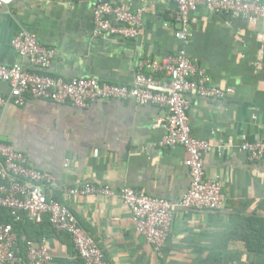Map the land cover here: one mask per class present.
Wrapping results in <instances>:
<instances>
[{
    "label": "crops",
    "instance_id": "0c3cea01",
    "mask_svg": "<svg viewBox=\"0 0 264 264\" xmlns=\"http://www.w3.org/2000/svg\"><path fill=\"white\" fill-rule=\"evenodd\" d=\"M93 2L13 0L0 7V63L36 69L10 44L26 30L55 49L51 75L130 85L138 61L159 63L180 49L173 4L149 0L138 37L113 38L94 34ZM129 2L133 9L139 4ZM190 31L188 54L226 90L222 98L187 95L191 134L211 145L204 156L206 177L222 181L225 203L219 210L175 208L160 252L136 232L116 195L69 196L66 190L85 183L115 191L130 186L181 200L190 183L187 154L181 146L157 145L161 108L102 99L87 108L35 98L0 105V142L51 173L48 191L68 205L111 264H264V157L251 161L240 149L242 142L264 137V22L199 7ZM9 93L8 83L0 81V96ZM29 223L14 232L44 238L54 264H82L68 235Z\"/></svg>",
    "mask_w": 264,
    "mask_h": 264
},
{
    "label": "built area",
    "instance_id": "2783aa9c",
    "mask_svg": "<svg viewBox=\"0 0 264 264\" xmlns=\"http://www.w3.org/2000/svg\"><path fill=\"white\" fill-rule=\"evenodd\" d=\"M149 0H137L133 9L129 0H94V34L113 38H137L142 28V12ZM175 6L173 36L181 47L176 54L159 63L142 59L138 61L130 85L102 82L94 77L64 79L48 73L56 51L42 44L33 33L19 30L10 40L13 49L28 61L35 70L24 68L21 62L0 63V81L8 83L7 98L0 96V105H23L28 98L49 99L56 103H69L87 108L94 100H132L137 104L156 105L163 110L155 122L162 130L157 142L160 147L181 146L186 152V166L190 183L181 200L150 196L143 190L124 186L113 190L110 186L85 183L70 187L69 196L100 194L116 195L127 206L130 218L140 234L155 250L160 252L170 232L175 208L219 210L225 196L222 181L208 178L204 169V156L210 142L191 134L187 110V95L222 98L225 91L214 85L207 72L187 51L191 37L192 14L199 7L214 12H226L251 21L264 22V0H153ZM13 0H0V7ZM154 73H148L144 67ZM240 149L251 161L264 157V137L256 142H242ZM53 183L50 172L38 169L26 154L13 145L0 142V213L11 217L10 222L0 221V264H54L44 238L39 241L22 237L23 247L13 229V222L27 220L40 224L46 217L57 233L66 234L72 241L82 264H111L96 241L78 223L68 205L54 199L48 191Z\"/></svg>",
    "mask_w": 264,
    "mask_h": 264
},
{
    "label": "trees",
    "instance_id": "16d2710c",
    "mask_svg": "<svg viewBox=\"0 0 264 264\" xmlns=\"http://www.w3.org/2000/svg\"><path fill=\"white\" fill-rule=\"evenodd\" d=\"M52 197L54 198V199H57V200H59L60 202H63L61 199H59L56 195H52ZM0 221H2V222H10L11 221V217L8 215V214H6V213H0ZM27 223H29V221H27V220H20V221H18V222H13V229H14V231H15V229L16 228H18V227H22V226H24V225H26ZM29 224H31L33 227H35V228H37V227H40L41 225H46V226H48L49 228H51L52 229V231H54V232H56L53 228H52V226L49 224V222H48V220H47V218L45 217L44 218V221L42 222V223H40V224H34V223H32V222H30ZM57 233V232H56ZM17 234V236H18V238H19V242H20V245H21V247H23V243H22V237L23 236H21V234L22 233H16ZM23 234H25V233H23ZM26 235V234H25ZM25 237H27V238H30V239H33V240H35V241H39L40 240V238H42L41 236H35V237H29V236H25Z\"/></svg>",
    "mask_w": 264,
    "mask_h": 264
}]
</instances>
